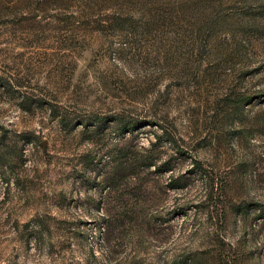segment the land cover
<instances>
[{"label": "rangeland", "instance_id": "rangeland-1", "mask_svg": "<svg viewBox=\"0 0 264 264\" xmlns=\"http://www.w3.org/2000/svg\"><path fill=\"white\" fill-rule=\"evenodd\" d=\"M47 1L0 0V264H264V0L120 60Z\"/></svg>", "mask_w": 264, "mask_h": 264}, {"label": "trees", "instance_id": "trees-1", "mask_svg": "<svg viewBox=\"0 0 264 264\" xmlns=\"http://www.w3.org/2000/svg\"><path fill=\"white\" fill-rule=\"evenodd\" d=\"M48 1L50 6L64 9L67 13L65 14L67 15L66 18L72 19L73 26L78 29L77 37L80 47L90 45L94 41L99 49L107 47L104 49H108L110 53L118 54L115 57L118 60L122 58V54H125L127 45L132 43V41H129L130 38H136L137 34L152 35L153 29H156L155 34H157V30L160 31L158 37L162 34L161 29L164 26L169 28L174 20L171 9L165 6L166 3H163V0ZM208 26L207 24L206 30L200 33L203 37L209 34L210 26ZM70 27H65L66 36L67 29L71 30ZM102 36L106 38L100 41L99 39H102ZM106 41L107 46H104ZM245 100H248V98ZM127 123L126 127L130 128L129 131H131L135 126V121L129 120ZM174 187H179V185Z\"/></svg>", "mask_w": 264, "mask_h": 264}, {"label": "water", "instance_id": "water-1", "mask_svg": "<svg viewBox=\"0 0 264 264\" xmlns=\"http://www.w3.org/2000/svg\"><path fill=\"white\" fill-rule=\"evenodd\" d=\"M42 144H43V145H46V142H43Z\"/></svg>", "mask_w": 264, "mask_h": 264}]
</instances>
